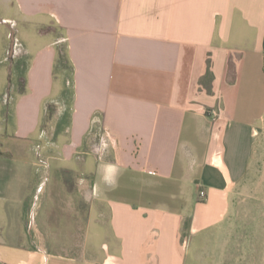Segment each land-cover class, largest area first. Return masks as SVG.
Wrapping results in <instances>:
<instances>
[{"label":"crops","instance_id":"crops-1","mask_svg":"<svg viewBox=\"0 0 264 264\" xmlns=\"http://www.w3.org/2000/svg\"><path fill=\"white\" fill-rule=\"evenodd\" d=\"M263 39L264 0H0V264H264Z\"/></svg>","mask_w":264,"mask_h":264},{"label":"trees","instance_id":"trees-1","mask_svg":"<svg viewBox=\"0 0 264 264\" xmlns=\"http://www.w3.org/2000/svg\"><path fill=\"white\" fill-rule=\"evenodd\" d=\"M263 51H264V39H263ZM53 80L59 82L61 85V92L58 96V104L64 107L62 114L58 119L57 125L58 129H63L69 125V119L72 112L71 103L73 101V65L69 59L67 47L60 46L57 49L55 56L53 70H52ZM52 104L48 105L47 114L52 113ZM54 107V106H53Z\"/></svg>","mask_w":264,"mask_h":264},{"label":"rangeland","instance_id":"rangeland-1","mask_svg":"<svg viewBox=\"0 0 264 264\" xmlns=\"http://www.w3.org/2000/svg\"><path fill=\"white\" fill-rule=\"evenodd\" d=\"M250 186L251 187H256L257 189L260 190V195L258 196L259 198V203L256 202V203H253L251 204V206L247 207V209H245V213L246 211H248V215H245L246 219H262L264 220V179H261L258 177L257 180H253V181H250ZM245 213H242V216H244ZM262 251H264V246L262 247Z\"/></svg>","mask_w":264,"mask_h":264},{"label":"built area","instance_id":"built-area-1","mask_svg":"<svg viewBox=\"0 0 264 264\" xmlns=\"http://www.w3.org/2000/svg\"><path fill=\"white\" fill-rule=\"evenodd\" d=\"M219 113H220V110H215L212 112V114L215 116V117H218L219 116ZM199 196L201 198H204L205 197V193L203 190L199 191Z\"/></svg>","mask_w":264,"mask_h":264}]
</instances>
